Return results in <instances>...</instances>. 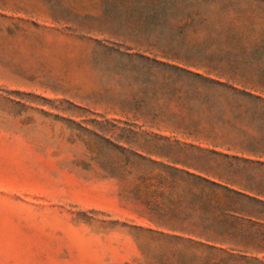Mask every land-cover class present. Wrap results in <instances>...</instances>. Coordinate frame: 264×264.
Here are the masks:
<instances>
[{
    "label": "rangeland",
    "instance_id": "rangeland-1",
    "mask_svg": "<svg viewBox=\"0 0 264 264\" xmlns=\"http://www.w3.org/2000/svg\"><path fill=\"white\" fill-rule=\"evenodd\" d=\"M0 264H264V0H0Z\"/></svg>",
    "mask_w": 264,
    "mask_h": 264
},
{
    "label": "trees",
    "instance_id": "trees-1",
    "mask_svg": "<svg viewBox=\"0 0 264 264\" xmlns=\"http://www.w3.org/2000/svg\"><path fill=\"white\" fill-rule=\"evenodd\" d=\"M199 179H200V178H199ZM200 180H201V179H200ZM202 181L207 183V181H206V180H203V179H202ZM215 186H216V185H215Z\"/></svg>",
    "mask_w": 264,
    "mask_h": 264
}]
</instances>
